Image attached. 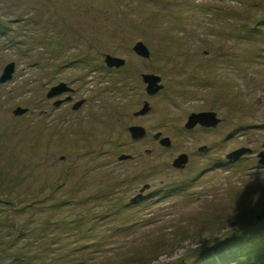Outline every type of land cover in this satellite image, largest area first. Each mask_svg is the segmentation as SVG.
Listing matches in <instances>:
<instances>
[{
    "label": "rangeland",
    "instance_id": "rangeland-1",
    "mask_svg": "<svg viewBox=\"0 0 264 264\" xmlns=\"http://www.w3.org/2000/svg\"><path fill=\"white\" fill-rule=\"evenodd\" d=\"M10 63L0 264H264V0H0V78ZM141 74L164 90L149 96ZM61 82L78 112L47 98ZM203 112L221 123L187 130Z\"/></svg>",
    "mask_w": 264,
    "mask_h": 264
},
{
    "label": "water",
    "instance_id": "water-1",
    "mask_svg": "<svg viewBox=\"0 0 264 264\" xmlns=\"http://www.w3.org/2000/svg\"><path fill=\"white\" fill-rule=\"evenodd\" d=\"M134 53L144 59H149L150 58V51L148 48L145 46L144 43L140 42L136 44V46L133 49ZM105 64L109 69H119L125 65V61L120 58H115L112 56L107 55L105 57ZM15 64L10 63L6 68L4 69L3 75L0 78V83L4 84L10 81L15 73ZM143 82L146 85V93L149 96H153L157 94L159 91L163 89V86L161 84V78L153 75V74H147L143 76ZM66 85L61 84L58 87L54 88L51 90V92L48 94V98H53L59 94H62L63 92H66ZM60 103L55 104V106H58ZM80 105L77 106V108ZM150 110L148 103H145L144 108L140 112V115H144L148 113ZM28 112L26 109H21L18 108L14 111L15 116H21L24 115ZM221 123V120L217 117L216 113L213 112H203V113H198V114H192L188 118V122L185 126L187 130H193L196 126H201L204 128H215ZM131 138L133 140H137L140 138H143L145 136L144 129L139 128V127H131L129 129ZM161 134H157L154 136L156 140H159L161 146L163 147H170V140L169 138H163L160 139ZM204 149H201V151ZM252 150L249 148H241L239 150H236L226 156V159L230 162H237L240 160L242 157L251 154ZM129 156H122L120 160H127L129 159ZM259 159V164L264 166V152L259 153L258 155ZM188 163V157L187 155L183 154L178 157L173 162V167L175 169L182 170L186 167ZM150 189L149 185H145L139 192V194L132 200L133 202H136L140 200L143 197V194Z\"/></svg>",
    "mask_w": 264,
    "mask_h": 264
},
{
    "label": "flooded vegetation",
    "instance_id": "flooded-vegetation-1",
    "mask_svg": "<svg viewBox=\"0 0 264 264\" xmlns=\"http://www.w3.org/2000/svg\"><path fill=\"white\" fill-rule=\"evenodd\" d=\"M125 65H126V63H125ZM125 65L123 66V67H121V68H124L125 67ZM121 68H119V69H121ZM113 69H115V68H113ZM144 75H147V74H141L140 75V78H141V80L143 81V76ZM161 82H162V80H161ZM61 84H64V85H66V89H67V91L66 92H63L62 94H59V95H57V96H55V97H53V98H48V94L51 92V90L52 89H54V88H56V87H58L59 85H61ZM162 84V83H161ZM162 86H163V89L161 90V91H159L158 93H160V92H162L163 90H164V85L162 84ZM49 93L47 94V98L48 99H50V100H54V107L55 108H62V107H65V108H71V110L73 111V112H78L79 110H81L82 108H83V106L86 104L85 103V100H81V101H78L77 100V98H76V96H77V90L76 89H74V88H72L71 86H70V84H68V83H65V82H61V83H59L58 85H55V86H53L51 89H50V91H49ZM156 95V94H155ZM154 96V95H153ZM57 103H60L58 106H55V104H57ZM78 105H80L78 108H77V106ZM141 112V111H140ZM140 112H136L135 114H133V117L135 118V120L136 121H138L135 125H132V126H129L128 127V132H129V129L131 128V127H139V128H142V129H144V132H145V136L143 137V138H145L146 137V135H147V129H146V127L143 125V124H141L140 122H141V120H143V119H145L146 118V116H147V114L148 113H146V114H144V115H140ZM197 127H199V128H204V127H201V126H196L195 128H197ZM194 128V129H195ZM129 134H130V132H129ZM157 134H161V133H157ZM156 134V135H157ZM131 136V135H130ZM143 138H140V139H137V140H134V141H136V142H138L139 140H142ZM164 137L162 136V134H161V136H160V139H163ZM155 139V138H154ZM133 140V139H132ZM203 151H205V150H202L201 152H203ZM122 156H129L130 158L129 159H127V160H120V162H124V161H130V160H132L133 159V157L132 156H130V155H122ZM121 156V157H122ZM188 161H189V159H188ZM144 195H145V193L143 194V197H144ZM142 197V198H143ZM141 198V199H142ZM140 199V200H141ZM139 201V200H138ZM137 202V201H136Z\"/></svg>",
    "mask_w": 264,
    "mask_h": 264
},
{
    "label": "trees",
    "instance_id": "trees-1",
    "mask_svg": "<svg viewBox=\"0 0 264 264\" xmlns=\"http://www.w3.org/2000/svg\"><path fill=\"white\" fill-rule=\"evenodd\" d=\"M215 263V262H214Z\"/></svg>",
    "mask_w": 264,
    "mask_h": 264
}]
</instances>
